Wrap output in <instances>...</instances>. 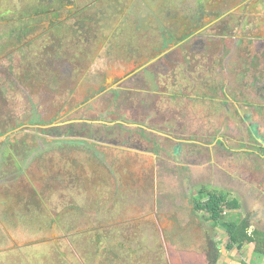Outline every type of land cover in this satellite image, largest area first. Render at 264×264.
<instances>
[{
	"label": "rangeland",
	"instance_id": "374dc122",
	"mask_svg": "<svg viewBox=\"0 0 264 264\" xmlns=\"http://www.w3.org/2000/svg\"><path fill=\"white\" fill-rule=\"evenodd\" d=\"M45 1L0 0V32H7L21 22L28 23L31 25L28 38L47 46L49 35L54 33L50 31L53 21L40 6L54 9L62 21L57 32L72 30L65 37L66 43H60L65 52L74 53V61L80 62L74 71L77 78L63 76L55 85L20 76L25 73L27 63H20L19 69L9 68L13 78L0 79V127L9 123L26 124L34 112L42 113L45 122H49L67 110L63 116L66 120L77 108L76 103L77 114H100L98 108L109 96L103 91H94L92 96V91L86 92L84 88L93 84L87 75L100 73L110 56L121 55L124 63L110 62V71L115 77L109 86L118 85L131 70L128 58L122 54L126 51L123 48L133 45L130 42L133 37L142 35L141 44L149 46L164 31L183 28L191 15L200 19L198 24H204L213 15L219 16L213 10L216 6L224 12L239 0H60L57 5L53 0ZM248 4L249 0L241 6L242 12ZM250 12L258 15L249 17L250 23H260L254 29L264 31V0L254 4ZM235 18L241 20V16ZM12 44L15 43L9 45ZM11 46L7 49H12ZM147 49L140 52L145 58L139 64L146 61ZM81 50L91 54L83 58L85 54ZM97 86L96 83L94 87ZM162 88L159 93L164 97L166 85ZM120 109L124 110L123 105ZM209 110L204 112L203 120L212 112ZM22 128L32 133L18 134L14 160L0 161V264H211L206 259L208 241L219 247L215 264L242 261L264 264V255L255 252L252 243L240 248L228 247L227 231L215 226L202 210L194 211L197 221L193 223L200 230L188 225L179 228L181 233L175 230L174 238L168 234L162 237L160 229L167 228L168 220L183 224L188 219L191 202L174 195L179 193L172 190L173 183L166 182L167 186H163L161 179L156 183L142 154L134 150L137 148L109 143L102 149L104 154L99 155L82 138L63 137L58 141L60 138H50L48 132L38 141L39 131L34 133L33 127ZM81 130L80 127V137H91L81 134ZM90 131L97 138L105 130L96 125ZM121 135L112 139L128 143ZM183 138L196 139V132L190 130ZM37 143L42 149H38ZM156 203L158 210L161 207L169 210L172 206L177 212L175 219L169 217L159 228L151 214ZM224 210L223 220L232 221L231 209ZM182 231L188 233L187 239Z\"/></svg>",
	"mask_w": 264,
	"mask_h": 264
},
{
	"label": "flooded vegetation",
	"instance_id": "af4514ba",
	"mask_svg": "<svg viewBox=\"0 0 264 264\" xmlns=\"http://www.w3.org/2000/svg\"><path fill=\"white\" fill-rule=\"evenodd\" d=\"M53 1L57 5L60 0ZM247 1H236L224 12L216 6L213 10L219 16L213 15L214 18L204 24H198L200 19L193 14L183 28L164 31L158 35L159 40L149 46L141 44L142 35L133 37L135 40H130L133 45L123 48L126 51L122 54L128 58L131 70L118 85L109 86L115 77L111 74L110 62L124 63L121 55L107 57L108 63L100 73L87 75L93 84L84 88L86 92L92 91V96L94 91H103L109 96L98 108L100 114H77L76 103L77 108L66 120L63 116L67 110H62L58 118L52 116L54 119L49 122H45L42 113L34 112L26 124L4 125L0 127V161L14 160L15 137L23 132L32 133L20 129L23 126L35 128L34 133L39 131L38 141L48 132L50 138H60L58 141L63 137L82 138L90 142L93 151L99 155L104 154L102 149L109 143L117 147L131 146L139 149L134 150L142 154L156 183H159L158 179L163 186H167L166 182L173 183L172 190L179 193L174 195L183 196L186 203L191 202L188 219L183 224L168 220L177 216L172 206L169 210L161 207L163 210L160 211L155 204L151 214H154L158 228L169 221L167 228L160 229L162 237L168 234L174 238L177 232L181 233L180 227L187 228L188 225L200 230L193 223L197 221L194 218L197 204L216 194L235 203V207H226L232 211L233 222L244 225L249 235L264 238V31L254 29L260 23L252 25L249 21V17L258 16L250 11L259 0H249L242 12L240 8ZM40 8L49 13L46 16L53 21L50 31L54 30V33L49 35V43L47 46L36 44L37 39L28 38L31 25L24 22L7 32H0L1 81V77L13 78L9 68L19 69L20 63H27L25 69L22 68L27 74L20 76L27 75L34 81L55 84L63 76L77 78L74 71L80 62L74 61V53L65 52L60 43H66L65 37L72 30L62 29L58 33L62 23L59 12L45 5ZM238 16L241 20L235 18ZM11 43L15 44L11 46ZM7 46L12 49L8 50ZM143 48H148L149 52L146 61L139 64L145 58L140 53ZM80 52L85 54L83 58L91 54L84 50ZM96 83L98 86L94 87ZM164 85L167 89L163 91L166 92L163 97L159 92L164 90ZM75 101L78 102V95ZM87 101L90 102L89 97ZM207 109L212 112H208L209 116L203 120ZM190 118L194 119L191 121ZM96 125L105 130L97 138L90 131ZM80 127L81 134L91 137H80ZM190 130L196 132V139L183 138ZM64 132L71 133L59 135ZM120 134L129 142L112 139ZM38 144V149H42ZM158 193L157 187L156 195ZM182 234L186 238L188 233L182 231ZM209 246L210 241L206 246L207 261L211 254Z\"/></svg>",
	"mask_w": 264,
	"mask_h": 264
},
{
	"label": "trees",
	"instance_id": "16d2710c",
	"mask_svg": "<svg viewBox=\"0 0 264 264\" xmlns=\"http://www.w3.org/2000/svg\"><path fill=\"white\" fill-rule=\"evenodd\" d=\"M235 207V203L229 202L224 196H218L216 194L210 195L204 202H199L197 204L198 210H204L207 213L208 218L215 224V226H220L227 231L228 236V247L237 246L240 248L242 244L253 243L254 251L257 253L264 252V238L260 235H249L245 226H238L236 222L225 221L224 219V208ZM210 253L208 255V261L211 264H215L217 261V248L210 241ZM240 264H250L249 262L242 261Z\"/></svg>",
	"mask_w": 264,
	"mask_h": 264
},
{
	"label": "crops",
	"instance_id": "0c3cea01",
	"mask_svg": "<svg viewBox=\"0 0 264 264\" xmlns=\"http://www.w3.org/2000/svg\"><path fill=\"white\" fill-rule=\"evenodd\" d=\"M253 244V243H252ZM253 249H254V244H253ZM264 255V252L262 253ZM239 264V263H238Z\"/></svg>",
	"mask_w": 264,
	"mask_h": 264
}]
</instances>
